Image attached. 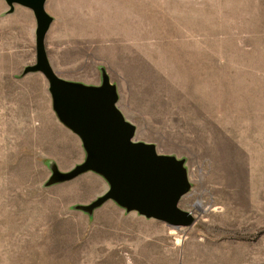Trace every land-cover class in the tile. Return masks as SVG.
Masks as SVG:
<instances>
[{
  "label": "rangeland",
  "instance_id": "374dc122",
  "mask_svg": "<svg viewBox=\"0 0 264 264\" xmlns=\"http://www.w3.org/2000/svg\"><path fill=\"white\" fill-rule=\"evenodd\" d=\"M0 0V264H264V0H45L58 77L116 85L134 139L184 158L177 228L104 201L34 63V17Z\"/></svg>",
  "mask_w": 264,
  "mask_h": 264
},
{
  "label": "water",
  "instance_id": "95a60500",
  "mask_svg": "<svg viewBox=\"0 0 264 264\" xmlns=\"http://www.w3.org/2000/svg\"><path fill=\"white\" fill-rule=\"evenodd\" d=\"M7 11L23 5L34 17V63L22 73L40 71L47 82L56 119L73 134L83 150L80 162L66 171L47 162L50 173L44 181L49 186L77 176L83 171L100 175L106 189L85 203H74L76 210L92 214L102 202L113 201L125 211L155 218L174 228L189 225L192 215L178 207L179 197L189 190L184 158L157 152L152 142L134 139L135 125L123 116L115 104L116 85L99 67V82L60 78L48 65L44 38L52 16L44 10L45 0H4Z\"/></svg>",
  "mask_w": 264,
  "mask_h": 264
}]
</instances>
